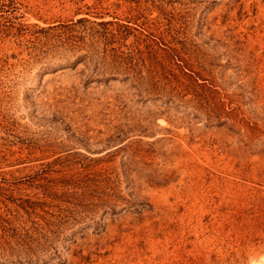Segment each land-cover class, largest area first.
<instances>
[{
	"label": "rangeland",
	"instance_id": "rangeland-1",
	"mask_svg": "<svg viewBox=\"0 0 264 264\" xmlns=\"http://www.w3.org/2000/svg\"><path fill=\"white\" fill-rule=\"evenodd\" d=\"M0 264H264V0H0Z\"/></svg>",
	"mask_w": 264,
	"mask_h": 264
}]
</instances>
